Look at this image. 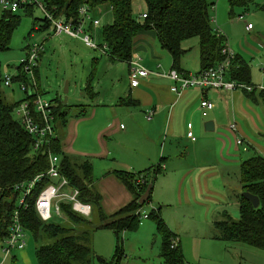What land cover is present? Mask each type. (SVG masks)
I'll list each match as a JSON object with an SVG mask.
<instances>
[{"label": "trees", "instance_id": "1", "mask_svg": "<svg viewBox=\"0 0 264 264\" xmlns=\"http://www.w3.org/2000/svg\"><path fill=\"white\" fill-rule=\"evenodd\" d=\"M218 0H143L147 17L141 19L134 11L135 0H59V13L65 20H79V11L84 5L91 10H98L108 5L113 14V22L102 32L104 44L108 46V54L112 62L129 64L133 57L134 43L139 35L154 32L161 48L172 57L173 69L182 72L181 61L188 50L183 48L187 40L198 38L200 50V71L208 70L219 64L222 59V49L226 42L225 36H218L211 23L212 9ZM230 16L234 17L236 7L246 8L245 0H229ZM264 10V5L262 6ZM21 22L20 14L2 13L0 17V57L10 50L14 32ZM49 24L41 29H48ZM43 53L40 55V59ZM98 59L93 64L96 65ZM14 83L20 85L27 79L22 73V67L16 68ZM230 78L252 88L251 69L249 64L236 55L231 67ZM37 81L38 68L35 71ZM96 71L90 75L85 92L92 94L93 80ZM0 62V249L2 242L8 237L14 213H19L20 221L39 246L36 248L37 264H92L95 255L89 245L88 236L98 230H110L116 235L117 247L114 260L120 264L125 258L122 234L136 230L140 226V217L136 212L152 200L153 188L148 202L140 205V197L145 193L149 184H154L160 175V164L144 172H116L117 178L124 183L133 194L134 200L112 216H106L101 207V195L94 186L93 166L89 161L77 162L64 153L58 129L65 127L69 120V112L64 109V103L52 106L55 133L57 138L34 149V137L28 134L14 111L24 101L33 102L35 95L27 93V97L16 104L5 100L2 87L4 77ZM39 86V83H38ZM250 99L258 101L256 90L243 89ZM40 94V88H39ZM264 102V91L261 92ZM31 107H34L31 104ZM49 154L60 158L61 171L69 179L72 186L80 191V200L89 203L93 208V218L99 225L94 227L92 219H84L72 212L70 205L63 204L64 214L70 226L60 222H43L37 214L35 201L42 188L50 183L47 177L38 184L30 196L25 197V205L20 206L22 193L14 187L28 183L37 176L47 172ZM152 172L151 176L149 174ZM240 182L242 194L238 196L240 218L237 222L231 220L228 214L224 219L215 222V238L225 242L242 243L264 251V157L255 155L240 165ZM256 196L259 207L255 208L243 193ZM156 225L157 234L162 239L161 258L163 264H186L183 249L180 245L172 248V243L178 237L172 233L162 219L159 209L151 210L149 216ZM81 232L80 235L72 231ZM81 228V229H80ZM18 260L13 259L16 264Z\"/></svg>", "mask_w": 264, "mask_h": 264}, {"label": "crops", "instance_id": "2", "mask_svg": "<svg viewBox=\"0 0 264 264\" xmlns=\"http://www.w3.org/2000/svg\"><path fill=\"white\" fill-rule=\"evenodd\" d=\"M227 6L229 11L230 4ZM229 17L234 19L235 16L229 15ZM254 28L251 31L246 28V31L250 34ZM233 44H235V54L243 58L250 66L252 88L256 90L258 101L250 99L244 90L203 92L199 88H191L182 92L180 96L173 93L171 90L173 82L169 78L158 76L167 74L173 69L172 57L170 56L169 60V56L161 48L155 33L150 32L136 38L133 55L138 57L140 64L152 74L134 89L131 87L130 65L125 63L128 66L130 90L127 97H120L118 102L120 106L130 108L127 117L132 118L131 120L136 118L146 120L145 128L138 131L141 132L138 144L133 147L132 138H135V129L120 122L121 117L117 110L114 111V115L109 110L108 106L110 107L112 102H106L104 106L100 104L82 105L81 111L75 115H69L68 123L63 127L64 133L59 134L58 132L62 149L65 154L77 162L89 161L93 166V176L95 168L98 173L103 171L101 177L94 176V186L101 195V207L106 216L116 214L134 200L133 194L117 178L116 172H144L159 164L162 171H166V176L162 181L158 176L156 177L153 193L155 194L157 187H160L169 198V204L180 200L181 205L188 207L190 212L188 216H182L184 219L199 216V212L195 213L196 208L204 207L207 222L209 219L215 232V222L220 220L221 216L229 215L227 211L222 212L221 209L223 206L222 192L231 191L229 189L231 186L230 170L232 167L237 169L240 179V165L245 160L255 155L264 157V102L260 95L264 91V42L255 37L252 43L244 44L240 40L239 43L234 41ZM106 57L110 63L118 62H112L109 56ZM94 60L95 58L92 62ZM39 67L38 78L40 77ZM93 71L97 74L96 65L92 63ZM182 72L193 74L183 67ZM85 93L92 97L93 102L99 96L95 88L91 95ZM204 99L214 104V109L208 113L207 122H214L215 130L209 132L205 128L206 132L214 133L211 135H206L201 126V112L199 111ZM151 110L155 112L154 117L148 120L147 112ZM90 122H93L92 125L85 128L93 129L91 144L83 148L78 145L81 140V128H84L83 123ZM189 125H192L191 129ZM232 125L236 128L235 132L231 129ZM121 129L122 132H120ZM190 131L193 134L197 132L198 137L194 134L196 141L188 137ZM237 137L242 138L243 145H236ZM185 142L191 145L185 146ZM76 146L79 149H76ZM182 157L190 158L192 162L187 164ZM212 157L216 165H210ZM105 162L111 164L102 170L101 164ZM151 174L152 172L149 177ZM149 203L153 204V197ZM153 207L158 209L156 206ZM162 209L160 206L159 212L162 219L172 233L179 238L182 247L180 236L184 235L185 231L179 225L172 223L164 215ZM216 216H219L217 220H215ZM150 227L148 222L142 224L144 229ZM216 234L212 233L213 240ZM126 236H128L127 233ZM27 251L20 252V258L13 256L18 260L16 264H28L30 257ZM0 264L15 263L13 260L3 259Z\"/></svg>", "mask_w": 264, "mask_h": 264}, {"label": "rangeland", "instance_id": "3", "mask_svg": "<svg viewBox=\"0 0 264 264\" xmlns=\"http://www.w3.org/2000/svg\"><path fill=\"white\" fill-rule=\"evenodd\" d=\"M245 1L248 3V6L246 8L236 7L234 19H230L229 17L230 10L228 11L227 6L229 0H218L215 11H212V14L216 17L217 23L226 37V41H228L234 52V41L235 43H239L240 40H242L244 44L246 42L252 43L254 38L257 37L258 40L264 42V10L262 9L264 0ZM134 11L138 16H140L141 12H145L143 0H135ZM2 13L3 10L0 8V17ZM94 15L101 20L96 41L98 44H104L101 32L106 26L113 22L111 8L108 5L102 6L94 11ZM20 17L21 22L14 32L10 50L3 53L0 57L2 72L4 74L3 77L6 75H15L17 72L16 68L20 66L21 60L26 57L28 47L41 43L46 39L44 41L45 50L39 67V88L43 100L57 105L64 103L67 97L68 100L64 103V109L67 110L70 115H75L81 111L82 105L93 104L94 106V104H100L104 106L106 102H112V104L110 103L111 106H108L109 110L113 115L114 111L117 110L121 117L120 122L127 127L135 129L136 135L135 138H132L134 141L133 147L138 144V139L141 135V132L138 131H142V129L145 128L144 123H146V120L145 118L131 120L132 118L127 117V112L130 108L118 104L119 98L127 97L126 95H128V91L130 90L127 64L124 62L110 63L108 61L109 59L103 56L100 51L87 47L80 39L65 35L53 36L52 28L46 30L40 29L39 31L36 30V26L43 27L45 25V15L39 9H33L30 10V12L21 11ZM248 24L255 27L254 31L250 34L246 31ZM183 48L188 50V52L183 57L181 66L191 73L198 72L200 70L199 39L194 38L187 40ZM165 54L169 56L170 60L169 53L165 52ZM94 58L99 60V62L97 61L96 63L97 74H95L96 79L94 81L95 92H98L99 96L96 98L95 102L92 101L91 96L85 93V87L87 86V81L92 72V60ZM229 79L232 80L231 78ZM235 82L237 85L241 84L240 82ZM67 83L69 84V92L65 95L64 90ZM2 91L5 100L9 104H16L23 101L28 95L20 89L18 83H13L11 87L3 84ZM111 112L110 114H112ZM199 112H201V126H203L204 133L206 135L214 134L205 131V123L208 118L203 116L202 110ZM14 115L19 120L16 110L14 111ZM92 123L93 122L83 123L84 128H81V140L78 142V145H81L83 148L91 144L93 129L85 127L91 126ZM122 131L121 129L120 132ZM58 132L59 134H63L64 128L60 127ZM194 134L198 137L197 132H194ZM114 139L117 138L114 137ZM186 142L185 146L191 145ZM76 149H79L78 146H76ZM182 159L185 160L187 164L192 162L190 158L185 159L182 157ZM110 164V162L101 164L102 170ZM211 164L216 165L213 157L210 159V165ZM162 172L163 171H161L158 176L160 181L164 180L163 178L166 176V171ZM102 173H98V170L95 168V177H101ZM229 173H231L229 176V180L231 181L229 189H231V191L222 192L223 206L221 210L222 212L223 210L227 211L231 216V220L237 222L240 218L238 196L242 194V186L239 181V171L232 167ZM152 197L153 204L147 203L142 209L138 210L141 211L142 217L143 215H148V219L141 218L140 226L136 230L126 232L128 236H126V233L122 234L125 258L122 259L120 264H163V259L160 255L162 239L157 234L154 221L149 217L151 210H157L153 206H156L158 209L161 206L164 215L167 216L172 223L179 225L185 231L184 235L180 236V239L182 241V249L186 264H264V251L260 249L242 243L223 242L216 238L213 240L211 238L212 233L215 234L216 230L214 232L213 225L209 222V219L207 222V218L204 215V207L196 208L195 213L199 212V216L184 219L182 216H188L190 212L188 207L181 205L182 203L180 200L174 201V204H169V198L166 197L164 191L160 187H157L155 194L152 193ZM198 201L200 202L199 198ZM162 202L166 203L164 204ZM77 215L84 219H92L94 227L99 225L98 219L93 218L92 215L91 218H86L79 214ZM218 218L219 216H216L215 220ZM223 219L224 217L221 216L218 221ZM52 222H60L65 224V226H70L68 219L66 221H61L53 217ZM145 222H148L151 227L147 229L142 228V224ZM72 233L77 235L81 234V232L76 230V227L75 231H72ZM86 238H88V243L95 253L92 264H116L114 256L116 253L117 240L112 231L98 230L91 232V235ZM37 246H39V244L29 237L28 246L26 248V251L28 250L27 255L30 257L28 264H37ZM20 254L19 250H14L12 256L20 258ZM5 258L4 252L0 249V261Z\"/></svg>", "mask_w": 264, "mask_h": 264}, {"label": "built area", "instance_id": "4", "mask_svg": "<svg viewBox=\"0 0 264 264\" xmlns=\"http://www.w3.org/2000/svg\"><path fill=\"white\" fill-rule=\"evenodd\" d=\"M59 0H0V8L3 13L20 14L21 11L30 12L33 9L41 10L45 15V21L49 24L48 28H52L53 36H68L71 38L80 39L87 47L100 51L103 56H110L108 54L107 44H98V27L101 25V20L94 15V10L89 6L84 5L79 11V20L74 22L72 19L65 20L63 13H59ZM217 6V4H216ZM216 6L212 9L215 11ZM141 19H145L147 15L140 13ZM211 23L214 26L215 32L218 36H224L222 29L219 27L216 17H211ZM36 26V30H40ZM253 26L247 25V30L251 31ZM35 45H30L27 50L26 57L21 60L20 66L22 73L26 77V82L20 83V89L30 95H35L36 98L33 102L24 101L17 108L16 113L20 118L21 124L30 134L34 137V149L37 150L41 145L49 143L51 139L57 138L55 133L54 115L52 111V104L47 100H43L39 94V86L36 78L35 71L39 67L40 55L44 52V41ZM222 61L215 67L208 70L199 71L193 74H185L172 69L164 75H158L169 78L173 82L171 90L173 93L180 96L182 92L191 88H199L203 92L209 90H227L234 91L236 89H248L251 87L245 85H237L235 81L230 80L229 70L231 64L236 57L235 52L231 49L228 41L225 42L222 49ZM130 65V80L131 87L138 88L141 81L148 78L152 73L145 69L141 64L138 57H132ZM15 75H6L4 77V84L8 87L13 85V78ZM31 104L34 107H31ZM202 114L204 117L214 109V104L204 99L200 104ZM154 111L147 112V119L152 120ZM123 128V126H121ZM192 125H189V129ZM231 129L235 132L234 125ZM188 137L192 141H196L194 134L190 131ZM244 141L242 138L237 137L236 144L242 145ZM47 177L50 180L44 186L35 201V208L38 216L43 222H52L53 217L61 221H66L68 218L64 214L63 204L70 205L72 212L82 215L86 218H91L93 208L89 203L80 200V191L72 186L71 182L65 177L61 171L60 158L54 154H49V168L46 173L37 176L35 179L28 183H21L14 187L15 191L22 193L23 197L20 200V206L25 205V197L30 196L38 184ZM2 190H0L1 192ZM140 219H148V215L141 216V211H138ZM29 235L21 224L19 213L16 211L12 218L10 231L8 237L2 242L1 249L5 254V259H13L14 250L20 252L25 251L28 246ZM179 238L173 241L172 248L179 245Z\"/></svg>", "mask_w": 264, "mask_h": 264}, {"label": "water", "instance_id": "5", "mask_svg": "<svg viewBox=\"0 0 264 264\" xmlns=\"http://www.w3.org/2000/svg\"><path fill=\"white\" fill-rule=\"evenodd\" d=\"M68 92H69V84L67 83L66 86H65V90H64L65 95H67ZM67 100H68V98L66 97L64 103H66ZM205 128L209 132L210 131H214L215 130L214 122H212V121L207 122L205 124ZM152 188H153V185L149 184L147 189H146V191H145V193L140 197V200H139V204L140 205L143 206V205H145L148 202ZM243 196L247 200L251 201V203L253 204V206L255 208L259 207L260 201H259V199L256 196H253L252 194L247 193V192H244Z\"/></svg>", "mask_w": 264, "mask_h": 264}]
</instances>
